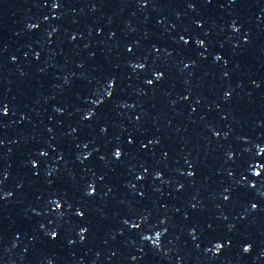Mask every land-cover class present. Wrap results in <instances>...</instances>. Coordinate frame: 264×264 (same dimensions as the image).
Masks as SVG:
<instances>
[{
	"label": "water",
	"instance_id": "water-1",
	"mask_svg": "<svg viewBox=\"0 0 264 264\" xmlns=\"http://www.w3.org/2000/svg\"><path fill=\"white\" fill-rule=\"evenodd\" d=\"M0 264H264V0H0Z\"/></svg>",
	"mask_w": 264,
	"mask_h": 264
},
{
	"label": "snow or ice",
	"instance_id": "snow-or-ice-1",
	"mask_svg": "<svg viewBox=\"0 0 264 264\" xmlns=\"http://www.w3.org/2000/svg\"><path fill=\"white\" fill-rule=\"evenodd\" d=\"M119 155V153H117V156Z\"/></svg>",
	"mask_w": 264,
	"mask_h": 264
},
{
	"label": "clouds",
	"instance_id": "clouds-1",
	"mask_svg": "<svg viewBox=\"0 0 264 264\" xmlns=\"http://www.w3.org/2000/svg\"><path fill=\"white\" fill-rule=\"evenodd\" d=\"M247 250V249H246Z\"/></svg>",
	"mask_w": 264,
	"mask_h": 264
}]
</instances>
